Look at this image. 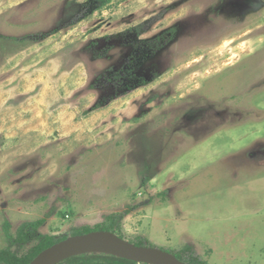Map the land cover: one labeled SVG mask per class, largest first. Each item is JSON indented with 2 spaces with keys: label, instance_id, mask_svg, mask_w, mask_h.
Masks as SVG:
<instances>
[{
  "label": "rangeland",
  "instance_id": "1",
  "mask_svg": "<svg viewBox=\"0 0 264 264\" xmlns=\"http://www.w3.org/2000/svg\"><path fill=\"white\" fill-rule=\"evenodd\" d=\"M38 219L264 264V0H0V249Z\"/></svg>",
  "mask_w": 264,
  "mask_h": 264
},
{
  "label": "water",
  "instance_id": "2",
  "mask_svg": "<svg viewBox=\"0 0 264 264\" xmlns=\"http://www.w3.org/2000/svg\"><path fill=\"white\" fill-rule=\"evenodd\" d=\"M81 254H107L137 264H189L167 251L136 246L108 231L68 237L41 251L29 264H59Z\"/></svg>",
  "mask_w": 264,
  "mask_h": 264
},
{
  "label": "trees",
  "instance_id": "3",
  "mask_svg": "<svg viewBox=\"0 0 264 264\" xmlns=\"http://www.w3.org/2000/svg\"><path fill=\"white\" fill-rule=\"evenodd\" d=\"M174 30H175L174 28H171L168 31L174 32ZM44 223H45V219L22 222L12 232L10 223L8 221H4L2 225V232H3L4 240L7 245L4 248L0 249V264H29L41 251L59 242V241H54L52 236H43L42 234H40L39 228ZM96 228H98V230H95ZM96 228L90 229L88 227H82L79 232L74 234V236L86 234L92 231H108L114 233L112 230H108L102 226ZM32 241H36V244L22 254H16L11 250L12 246L14 245H25ZM134 245L140 247H153L147 242L145 243L138 242V243H134ZM189 251H190V247L184 246L182 249L176 252H169V251L167 252L171 253L178 260L185 263L205 264L204 262L199 261L195 257H189L188 259H185L184 253ZM59 264H137V263L107 254H81L69 258Z\"/></svg>",
  "mask_w": 264,
  "mask_h": 264
},
{
  "label": "flooded vegetation",
  "instance_id": "4",
  "mask_svg": "<svg viewBox=\"0 0 264 264\" xmlns=\"http://www.w3.org/2000/svg\"><path fill=\"white\" fill-rule=\"evenodd\" d=\"M164 251H166V250H164Z\"/></svg>",
  "mask_w": 264,
  "mask_h": 264
}]
</instances>
